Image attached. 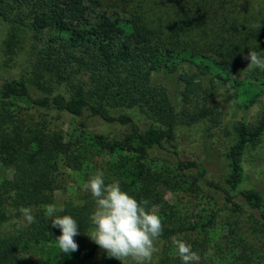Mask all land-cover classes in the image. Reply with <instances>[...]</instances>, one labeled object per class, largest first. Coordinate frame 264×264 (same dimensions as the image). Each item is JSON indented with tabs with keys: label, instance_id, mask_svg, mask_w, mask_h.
I'll return each mask as SVG.
<instances>
[{
	"label": "trees",
	"instance_id": "1",
	"mask_svg": "<svg viewBox=\"0 0 264 264\" xmlns=\"http://www.w3.org/2000/svg\"><path fill=\"white\" fill-rule=\"evenodd\" d=\"M0 23L12 61L2 67L17 70L0 74V264H120L88 236L91 194L55 199L61 169L80 173L102 156L109 179L162 220L151 264H182L173 236L210 264H264V193L246 186L248 152L264 138V71L246 70L244 58L264 50V0H0ZM63 117L75 132H64ZM88 118L129 131L88 134ZM225 118L222 173L209 180L201 161L179 156L178 141L196 125L225 135ZM165 190L191 199L171 203ZM50 204L80 227L70 255L58 248ZM219 204L251 217V242L229 215L217 224Z\"/></svg>",
	"mask_w": 264,
	"mask_h": 264
},
{
	"label": "clouds",
	"instance_id": "2",
	"mask_svg": "<svg viewBox=\"0 0 264 264\" xmlns=\"http://www.w3.org/2000/svg\"><path fill=\"white\" fill-rule=\"evenodd\" d=\"M256 27L260 30L261 23ZM244 58L248 60L246 70L264 71V50H250ZM84 187L95 204L89 216L92 225L89 238L120 264H151L159 251L156 242L163 234V223L155 207L149 208L150 201L137 200L122 190L119 180L106 183L102 171L90 176ZM57 211L50 204L46 215L51 218L52 228L60 230L55 238L60 252L70 255L78 250L74 238L80 234V227L71 215H56ZM19 212L27 224L36 222L30 207H22ZM170 239L182 264H199L201 257L191 244L175 236Z\"/></svg>",
	"mask_w": 264,
	"mask_h": 264
},
{
	"label": "rangeland",
	"instance_id": "3",
	"mask_svg": "<svg viewBox=\"0 0 264 264\" xmlns=\"http://www.w3.org/2000/svg\"><path fill=\"white\" fill-rule=\"evenodd\" d=\"M5 34L6 29L0 23V74L4 77L16 76L17 70L2 67L5 64H12V61H10V59L4 54L1 48V42H3ZM258 113L259 108L253 107L248 114V121L254 122L257 118ZM239 116L240 115H238V118ZM71 120L72 119H69L67 117H63L60 119L61 123L64 125L63 129L65 133L71 134L72 132H75V126L72 125L73 123ZM85 122L87 126L85 130L88 131V134H103L109 138H121L124 133L129 131V127L127 126H120L114 123H106L98 118H88L85 120ZM231 123L232 122L230 119L228 120L227 118H225L224 125H222V127L227 129L225 130L227 134L225 133L224 135V133L221 132L218 128L217 130L211 132V137H208L209 134L204 132V126L196 125L186 128L184 133L186 134L185 137H182V134L180 135L182 138L179 137L181 138V140L178 141L179 156H181L182 158H191L201 161L208 170L209 174L207 178L209 180H217L222 173L221 169L223 167L222 157L220 154L223 148L227 145V142L230 138L228 137V132L231 130ZM107 161V156L93 157L90 164L85 167L80 173H74L67 169H61L62 188L55 193V199H57L59 202L64 200L77 201L80 195L86 192L84 186L89 177L95 175L97 171H102L104 173V179L110 180L109 173L106 169ZM247 163L251 169L248 171L249 178L247 180L246 186H251L252 183H255L259 190L264 193V167H259L260 164H264V138H262L261 143L254 150L248 152ZM164 193L166 200L171 203L175 202L176 200H182V202L186 203L191 199L189 193H182L180 195L173 194L168 190H165ZM219 206V209L221 210L219 212L220 215L217 219V224L223 222L226 219L225 216L229 215V221L231 223H238L239 226L242 227V230L240 232H237L238 235L242 239H244L246 243L247 241L251 242L252 240L249 237L251 232L249 227L253 224L251 217L247 213H235L229 210H225L223 209L224 205L222 204H219ZM194 221H196V219H194ZM226 230V228L220 229L219 234L220 232L221 234H225ZM195 238L196 237H193V239ZM219 241L222 242V244H225L224 240L222 241L221 239H219ZM161 245L162 244H160V247ZM210 254H213V249L208 250L205 258H209ZM199 264L210 263L208 262V260H204V258H201Z\"/></svg>",
	"mask_w": 264,
	"mask_h": 264
}]
</instances>
